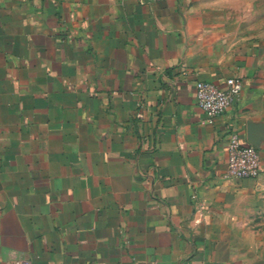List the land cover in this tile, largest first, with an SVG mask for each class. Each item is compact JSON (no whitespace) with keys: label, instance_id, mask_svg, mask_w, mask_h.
I'll use <instances>...</instances> for the list:
<instances>
[{"label":"crops","instance_id":"1","mask_svg":"<svg viewBox=\"0 0 264 264\" xmlns=\"http://www.w3.org/2000/svg\"><path fill=\"white\" fill-rule=\"evenodd\" d=\"M230 78L209 123L195 84ZM231 131L257 178L225 177ZM20 261L264 264V0H0V264Z\"/></svg>","mask_w":264,"mask_h":264},{"label":"built area","instance_id":"2","mask_svg":"<svg viewBox=\"0 0 264 264\" xmlns=\"http://www.w3.org/2000/svg\"><path fill=\"white\" fill-rule=\"evenodd\" d=\"M148 3L164 2L167 0H143ZM242 81L230 78L226 88L221 89L211 82L199 81L195 84V102L197 107L206 115L209 123L224 115L240 97ZM262 170V163L257 149L244 143L236 132L228 134L226 146V173L228 179H255ZM196 223L199 220L195 221ZM16 264H28L20 261Z\"/></svg>","mask_w":264,"mask_h":264}]
</instances>
